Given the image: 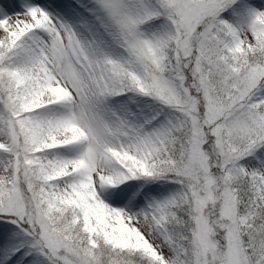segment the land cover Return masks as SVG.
Segmentation results:
<instances>
[{
    "label": "snow or ice",
    "instance_id": "snow-or-ice-1",
    "mask_svg": "<svg viewBox=\"0 0 264 264\" xmlns=\"http://www.w3.org/2000/svg\"><path fill=\"white\" fill-rule=\"evenodd\" d=\"M0 264H264V0H0Z\"/></svg>",
    "mask_w": 264,
    "mask_h": 264
}]
</instances>
